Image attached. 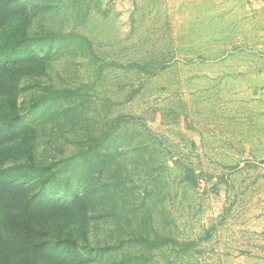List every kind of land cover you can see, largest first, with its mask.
<instances>
[{
  "label": "rangeland",
  "instance_id": "1",
  "mask_svg": "<svg viewBox=\"0 0 264 264\" xmlns=\"http://www.w3.org/2000/svg\"><path fill=\"white\" fill-rule=\"evenodd\" d=\"M242 1L0 0V116L26 124L0 167L64 208L22 240L0 222V264H264V11Z\"/></svg>",
  "mask_w": 264,
  "mask_h": 264
},
{
  "label": "trees",
  "instance_id": "2",
  "mask_svg": "<svg viewBox=\"0 0 264 264\" xmlns=\"http://www.w3.org/2000/svg\"><path fill=\"white\" fill-rule=\"evenodd\" d=\"M22 53L26 54V51L23 50L18 55L12 52L8 57H6L7 62H13L16 56H20ZM26 55L28 57L30 56L28 53ZM0 119V121L3 122L2 127L0 128V146L7 142H11L12 139L17 136L16 133H14L16 130L26 131V124H23L22 126H16V117L10 118L8 115H1ZM11 173L14 174L16 178L17 175H15L14 170L1 169L0 167V209L3 210L2 215H4V217H1L0 214V218H2L0 219V222L6 225V232L3 235V238H5L3 240L4 242L10 239H24L30 232L36 231L35 226L38 221L62 218L64 209L63 206L57 207L55 204L43 206L39 203H35L36 199L40 196H45L46 192L42 191L35 196H27L25 192L18 190V188H22L20 185L15 184V186H13L12 184L8 183V181H6V176L10 175ZM16 180L18 181L17 178ZM17 181L15 183H17ZM49 183L52 185V187H54V183L52 181L48 180V184ZM65 189H69V186H66ZM75 195L76 193L72 194L70 198H68L69 196H66L61 199L73 200V198H77ZM57 200L62 205L61 201L59 199ZM78 207L79 206H76V208ZM70 210L72 209L69 208L67 211ZM70 244L71 247H73V243ZM71 247L69 245L68 249ZM3 256V247L0 244V261L3 260ZM2 264L8 263L2 262Z\"/></svg>",
  "mask_w": 264,
  "mask_h": 264
},
{
  "label": "crops",
  "instance_id": "3",
  "mask_svg": "<svg viewBox=\"0 0 264 264\" xmlns=\"http://www.w3.org/2000/svg\"><path fill=\"white\" fill-rule=\"evenodd\" d=\"M249 1H251V0H249ZM254 2V4L257 6V9H260L261 11H264V0H254L253 1ZM235 4H231V5H235V7H237V3L236 2H234ZM245 3V2H244ZM241 4H243V1L241 0ZM229 4H227L226 6H228ZM244 5V4H243ZM246 5H249V2H247L246 3ZM245 6V5H244ZM255 8V7H254ZM229 10V12L230 11H232V8H229L228 9ZM250 10H251V7H250V9L248 8V9H246V11L243 13V16H247V18L249 17L248 16V13L250 12ZM261 11H259V12H261ZM239 11H238V9H236V11H235V13H238ZM248 12V13H247ZM258 12V13H259ZM233 13H231L230 15H229V17L232 15ZM258 15H260V13L258 14ZM264 18V17H263ZM259 19H261V18H258V20Z\"/></svg>",
  "mask_w": 264,
  "mask_h": 264
}]
</instances>
